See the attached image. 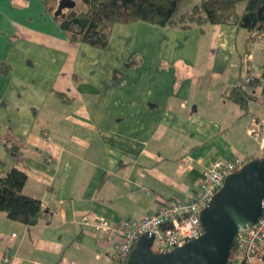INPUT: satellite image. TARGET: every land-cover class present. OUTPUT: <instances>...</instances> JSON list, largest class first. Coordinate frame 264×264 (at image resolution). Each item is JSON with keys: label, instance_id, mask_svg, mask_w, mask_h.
Returning a JSON list of instances; mask_svg holds the SVG:
<instances>
[{"label": "crops", "instance_id": "crops-1", "mask_svg": "<svg viewBox=\"0 0 264 264\" xmlns=\"http://www.w3.org/2000/svg\"><path fill=\"white\" fill-rule=\"evenodd\" d=\"M247 38L134 22L99 49L71 42L44 0H0V176L23 171L42 205L32 227L0 213V264H112L84 216L139 222L193 196L212 163L263 157L247 130L264 107L227 97L246 66L261 73L264 46Z\"/></svg>", "mask_w": 264, "mask_h": 264}, {"label": "trees", "instance_id": "trees-1", "mask_svg": "<svg viewBox=\"0 0 264 264\" xmlns=\"http://www.w3.org/2000/svg\"><path fill=\"white\" fill-rule=\"evenodd\" d=\"M74 1V9L61 12L60 0H44V5L71 42L90 44L99 49L108 47L116 24L134 22L185 30L208 24L235 25L248 32L247 51L264 34V0H201L185 12L181 7L186 0ZM260 70V75L253 82L241 84L227 96L246 111L250 102L264 107V64ZM257 89H260L259 94H256ZM57 96L63 98V94L57 93ZM5 146L14 159L19 157L21 148L17 143L8 141ZM255 159L258 158H250L248 162ZM26 184L27 175L16 168L0 176V213L12 221L32 227L41 219L42 205L39 200L25 194ZM235 247L234 244L228 264H234Z\"/></svg>", "mask_w": 264, "mask_h": 264}, {"label": "built area", "instance_id": "built-area-1", "mask_svg": "<svg viewBox=\"0 0 264 264\" xmlns=\"http://www.w3.org/2000/svg\"><path fill=\"white\" fill-rule=\"evenodd\" d=\"M259 39L264 41V34H261ZM254 78L250 67L246 66L242 84H250ZM247 133L258 142L259 152L263 155L261 158H264V120L254 119ZM243 166L244 163L238 160H219L212 163L203 170L200 185L193 196L187 200L174 198L164 201L156 212L139 222L125 220L112 223L105 218L92 219L90 216H84L81 224L95 228L101 232L107 243H113L112 264H124L140 237L146 233L154 235V252H169L204 234L202 211L224 185L226 177ZM235 245L234 264L263 263L264 213L255 226L248 227L238 234Z\"/></svg>", "mask_w": 264, "mask_h": 264}, {"label": "water", "instance_id": "water-1", "mask_svg": "<svg viewBox=\"0 0 264 264\" xmlns=\"http://www.w3.org/2000/svg\"><path fill=\"white\" fill-rule=\"evenodd\" d=\"M75 6L74 0H60L59 12ZM263 213L264 158H258L226 177L201 213V237L157 253L152 250L154 235L143 234L124 264H228L238 234L255 226Z\"/></svg>", "mask_w": 264, "mask_h": 264}, {"label": "rangeland", "instance_id": "rangeland-1", "mask_svg": "<svg viewBox=\"0 0 264 264\" xmlns=\"http://www.w3.org/2000/svg\"><path fill=\"white\" fill-rule=\"evenodd\" d=\"M199 1H200V0H186V1L184 2V4L182 5L181 10H182V11L190 10V9H191L195 4H197ZM241 7H243V5H242ZM260 41H262V42H261V43H262L261 45L264 46V41H263V40H260ZM132 61H133V59H131L130 64L132 63Z\"/></svg>", "mask_w": 264, "mask_h": 264}]
</instances>
